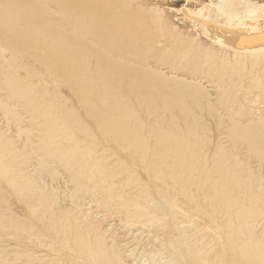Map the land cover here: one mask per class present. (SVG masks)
I'll return each instance as SVG.
<instances>
[{"label": "rangeland", "instance_id": "obj_1", "mask_svg": "<svg viewBox=\"0 0 264 264\" xmlns=\"http://www.w3.org/2000/svg\"><path fill=\"white\" fill-rule=\"evenodd\" d=\"M27 1L31 4L27 8L49 23L59 38L66 36L91 52L95 50L130 79L144 74L161 90L160 98L174 109L152 97H136L130 91L125 94L130 105H119L123 111L120 115L113 106V91H102L103 101L113 106L108 108L112 113L100 118L85 114L70 89L57 82V75H48L32 53H10L0 33V65L5 71L0 76V156L9 161V180L17 177L18 183V190L14 191L10 183L0 179V264H89L71 252L77 247L64 239L66 227L77 237L80 235L82 242L114 243L118 248L115 264H148L144 253L153 250L154 234L136 224L128 227L125 206H144L158 217H164L170 207L161 209L162 205L150 198L156 197L154 193L148 194L146 202L145 194L133 189L123 188L117 193L122 178L111 183V191L97 188L96 183L78 190L67 167L40 153L44 140L39 131L51 128L53 120L56 125L63 122L65 129L79 132L75 136L86 152L105 157L106 166L125 164L128 175L138 181L146 178L138 167L140 157L125 150L119 138L108 140L107 126L100 127V123L124 119L127 124L116 123L114 127L136 137V132H144L149 144L156 142L159 134L167 135L173 146L180 142L189 144L195 148L189 149L193 183L201 195L207 189L199 188L200 183L219 178L220 170L233 172L247 192L257 194L251 199L253 211L264 208V152L250 147V140L258 136L263 138L264 146V0H74L70 5L72 15L84 18L87 27L97 28L88 29L86 34L75 28L77 23L60 15L62 9L55 0ZM110 21L123 25L125 33L112 30ZM69 23L73 33L66 34L64 26ZM18 34L15 31L11 42H16ZM239 37L253 39L239 47L235 41ZM67 50L77 54L74 48ZM97 60L102 59L91 54L81 59L90 81L98 80L93 75ZM24 67L34 74L28 75ZM11 77L23 88L30 86L49 96L36 98L55 109L52 125L36 119L35 109L29 107L27 100L9 96L6 80ZM179 96L187 111L178 106L175 109ZM154 153L150 149L142 158L150 160ZM176 197L182 200L180 195ZM208 201L200 203L197 214L189 211L195 207L191 201H182L176 214L183 223L179 229H184L190 239H202L205 251L213 257L216 250L223 247L226 252L230 244L241 243L243 236L234 234L240 231L232 225L219 232L222 220L217 211L206 206ZM207 211L214 221L206 219L203 213ZM262 217L256 222L263 224ZM5 220L8 226H3ZM262 230L264 226L260 225L249 231L258 236ZM256 242V246L264 248V231ZM247 254L245 259H252L254 264L264 258L262 252ZM226 255L224 264L239 261L231 253ZM242 257L241 254L239 259Z\"/></svg>", "mask_w": 264, "mask_h": 264}, {"label": "bare ground", "instance_id": "obj_2", "mask_svg": "<svg viewBox=\"0 0 264 264\" xmlns=\"http://www.w3.org/2000/svg\"><path fill=\"white\" fill-rule=\"evenodd\" d=\"M54 2L62 9L60 10V15L71 23H77L75 28H79L84 34L89 31L88 29H97L96 26L87 27V21L84 18L80 20V17L72 15L74 11L70 5L74 3V0H55ZM28 5L31 4L27 0H0V33L4 35L5 49L10 50V53L29 52L32 53L30 54L31 56H36L48 75L51 74L55 77L57 75L60 78L57 82L64 84L70 89L85 114L93 113L100 118L102 114H111L112 112H109L108 108H113V106L116 108L118 114H123V111L119 109V105H130V103L125 101L129 99L125 94L130 91H134L136 97H152L153 99H158L164 105L171 106L160 98L162 97L161 90L153 82L149 81L144 74L138 73L136 78L130 79V77L125 76L124 73L117 70L113 63L110 65L104 57L101 58L95 50L91 52L87 47L72 42L66 36L59 38L58 36L60 35L53 31L50 24L36 17L33 11L27 8ZM110 22L112 30L118 31L119 34L121 32L125 33L123 25L117 22L116 26L114 22ZM14 23H20L21 25L16 26ZM68 27L70 30H68ZM64 30L66 34L73 33L70 23L64 26ZM15 31L20 32V34L16 35V42L13 43L11 42V37ZM32 33L38 34L41 38ZM251 39L253 38L245 39L239 37L235 41L239 47H243ZM60 40L63 43L60 44ZM68 48H74L77 54H73L67 50ZM90 54L102 59L97 60L98 65L93 72V75H96L98 78L97 81H90L88 79L83 71V67L86 64H81V59ZM14 63L17 64L16 59ZM24 68L28 75L34 74V72H31L26 67ZM4 72V69L0 65V76H3ZM6 83L9 85L8 93L10 97L27 100L29 107L35 109L34 116H36V119L44 120L46 124L52 125L51 120L55 117V109L49 106L47 98L45 101L48 103L36 98L49 97L47 94H39V89H33L30 86H27L26 89L23 88L14 77H11L10 81L6 80ZM102 91H113V106L107 105L103 101V97L101 96ZM182 101L183 99L179 96L175 109L178 106L181 110L187 111V107ZM172 108L174 109V107ZM173 109H168V111ZM181 110L179 111L182 112ZM56 114L59 115L60 112ZM127 122L124 119H110V121L105 120L104 125L100 123V127L107 126L108 131L105 132L104 130V132L108 136V140L119 138L117 140L124 143L125 150L132 151L136 156L140 157L141 160L138 162L140 164L138 167L144 172L145 180L138 181L128 175L125 164L119 163L106 166L105 157L86 152L84 145L80 146V141L75 136V133L79 132H74L72 131L73 129L69 128L65 129L63 122L56 125L57 123L53 120L51 128L39 131L44 140L40 153L43 157L53 159L60 163L61 166L67 167L71 181L78 190L86 189L89 183H96L97 188L101 187L102 190L111 191V183L116 178H122L120 185L116 187L117 193L123 188L133 189L138 194H145L143 196L145 202L148 199V194L154 193L156 197L150 198L158 205H162L161 209L167 210V207L170 206L165 212L164 217H160L161 215L158 217L156 214L147 212L144 206H139L137 203L135 204L138 205L136 208L128 205L125 206L126 215L129 220L128 227L136 224L142 228L145 227L150 233L154 234L153 250L150 251V249L149 252L144 253V258H147L148 264H224L223 261L228 258L226 253H231L243 264L256 263L252 259L246 260L245 256L248 255V252L256 255H259L260 252L264 254V248L260 247V244L259 247L256 246V241H259L264 230L258 236L249 231L255 226H264V223L256 222L258 217L264 215V208L259 207V210L255 209L254 211L252 209L251 199H254L257 194L254 195L251 192H247V187L243 185L242 181L239 182L236 180L237 178L235 179L233 172L229 174L220 170L218 172L219 178L205 180L203 184L200 183L199 188L207 189L201 195L198 186L193 183L192 177L194 167L189 149H195L194 147H188L190 146L189 144L186 146L181 142L173 146L174 143H171L167 139V135L164 134H159L156 138L157 141L149 144L148 139L144 136V132H136V137L133 133L127 134L126 132H122L118 127H114L116 123L127 124ZM151 134L149 133L148 135ZM250 147L254 151L263 153V138L258 136L251 139ZM150 149H152V153L155 152L152 156L153 158L150 160L142 158ZM148 157L150 158V155ZM8 163L9 161L6 156H0V179L1 181L10 183V188L17 191V177H14V180L13 178L9 180L10 176L8 173L10 169L7 166ZM134 167L136 166L133 165ZM123 174L127 175L122 177ZM235 194H238L237 199L233 197ZM176 195H180L182 200H179ZM207 199L209 201L206 203V206H209V210L217 211L222 220L223 224L218 227L219 232L222 233L224 229L230 228L232 225L240 231L239 233H233L243 236L241 243L230 244L226 252L222 247V250H216V254L213 257H210V253L205 251L206 244L202 243V239H190L184 229H179L183 226V223L179 222L178 214H176V208L181 207L183 202L190 201L195 207L190 208L189 211L196 212L197 214L199 213V208L201 209L200 203ZM198 205L199 207H197ZM203 214L209 221H214L215 218L210 216L208 211L206 214ZM181 216L185 217V214L182 212ZM261 220H264V217ZM5 223H7V220L4 221L3 226L9 225ZM161 226H164V228H160ZM248 233H251V235ZM127 236H129L128 233ZM63 237L76 245L77 248L71 250V252L79 255L89 264L116 263L114 261L117 259L115 249L118 248L114 243L82 242L80 235L77 237L76 232L67 227L63 231ZM193 237H196V235ZM248 246L249 248H247ZM241 254L243 257L239 259ZM263 260L264 258L260 257L257 263L264 264ZM239 261H237V264H240Z\"/></svg>", "mask_w": 264, "mask_h": 264}]
</instances>
